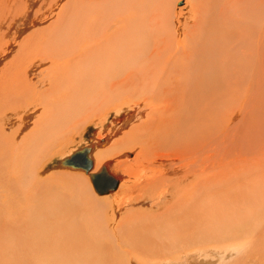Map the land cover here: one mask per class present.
<instances>
[{
    "label": "bare ground",
    "instance_id": "obj_1",
    "mask_svg": "<svg viewBox=\"0 0 264 264\" xmlns=\"http://www.w3.org/2000/svg\"><path fill=\"white\" fill-rule=\"evenodd\" d=\"M61 1L0 0L1 56H12L14 31L51 19L0 67V218L5 207L23 215L22 262L226 264L248 248L259 257L264 0H227L213 16L194 12L206 0H189L184 25L156 0ZM112 106L126 118L108 128L127 130L88 147L96 169L136 150L114 165L125 174L117 194L101 199L76 171L39 178L38 166Z\"/></svg>",
    "mask_w": 264,
    "mask_h": 264
},
{
    "label": "rangeland",
    "instance_id": "obj_2",
    "mask_svg": "<svg viewBox=\"0 0 264 264\" xmlns=\"http://www.w3.org/2000/svg\"><path fill=\"white\" fill-rule=\"evenodd\" d=\"M66 1H68V0H66ZM156 1H157V6L159 5V7H161V9L163 8L165 3L172 5V8H174L175 13L179 16L178 20L180 23H182V25H184V23H186L188 21V19H189L188 16L190 14H192L191 13V11H193L192 9H195V8H193V5L189 2V0H174V1L173 0H156ZM215 1L214 0L204 1V3L202 4V7L199 8V10L194 11V12H197V14L201 13L203 16H210V15L213 16V14L215 15V12L217 10H219V6H225L227 3V0H218V1L215 0ZM223 2H224V4H223ZM63 3H65V0H62L60 2V4H63ZM132 10H136V9H132ZM213 10H214V12H213ZM194 12H193V16H194ZM50 20L46 21V20H44V18H38L36 20L35 24H31L29 27L25 26L24 29L25 28L26 29L21 31L22 34L17 33V31H14V33H13L14 35L8 37V39L6 41L7 47L10 48V50H12V53H11L12 56L9 57V55H8V57H7L4 55L3 56L0 55V58L5 57V59L1 58L3 61L0 60V67L2 66L1 64L7 58L11 59L14 55L17 54L18 50L20 49L21 42L28 35V33H30L36 27L38 28L39 26H41L42 21H43V23H44V21H46L45 24H47ZM15 37H16V39H15ZM8 42H9V44H8ZM14 45H17L15 49L12 48ZM116 111L117 110H116L115 106L109 107L103 113H100L99 115H97L98 117L97 116H96V118L93 117L83 128H81L80 130H76L74 135L72 136L71 140L69 142H67V144H65L61 149H59L56 154H54L53 156L48 158L47 161H45V163H44L45 165L44 164L42 165V167L44 166L43 168L39 167V166L37 167V169L40 170L39 174H38L39 178L45 179L49 176H55L54 178L56 180L57 178H59V175L57 174V172L61 171L64 174V173H70V172L76 171L78 173L80 172V174H82L84 176L78 180H81L82 181L81 183L85 182L86 185L88 184L91 191L96 196H99L101 199H104V200L107 199L108 200V198H112L115 194H117L116 192L119 190L121 183L125 179L124 178L125 174L123 172H121V173L117 172V170L114 168V165H116L118 161H119L118 163L124 164L127 160H129V161L133 160L135 158V155H136L135 149L134 150L124 149V151L122 150V155L119 154V155H117L119 157L112 156L111 158L110 157L107 158L97 169H96V165H95V160L93 158L94 156L91 155V157L94 161V167L92 168L90 173H94L96 171H99L103 167V165H106L108 167L110 173L113 174L118 180H120V184H119L118 188L115 191H110L109 194L100 195L95 190V188L93 186L90 174L87 173L84 169H81V168L75 169L71 166H61L60 165V161L62 159L69 157L73 152L77 151L81 147L89 146L91 144H97L100 141H104L102 144H104L106 147H109L114 142L117 141L116 139L122 137L123 133L127 129H123L121 132L116 134V132H112V130L110 128H108V127H110V124L112 123V121L114 119H116V122L114 123V125L120 126L126 118V116L124 114H122V116L117 115ZM261 150H262L261 156L264 157V145L262 143H261ZM116 159H117V161H116ZM122 160H123V163H122ZM111 163H112V166H111ZM115 170H116V173L114 172ZM52 173H54L55 175ZM24 177L31 179V177L27 174L24 175ZM53 181H54V179H53ZM261 183H264V180L262 179V177H261ZM12 210L15 213L12 212ZM0 211H1V209H0ZM10 213H11V215H9ZM1 214H2V217L0 218V225H1V223L4 225V231L2 234V242H1V246H0L1 261L3 262V264H25L22 262V259L18 254V245L20 242H18V235H17L18 225L20 224L19 222L22 219L23 215H21V213L20 214L17 213L12 208L9 209L8 207L3 208ZM20 217H21V219H20ZM12 220L14 222H11ZM261 225L262 226L260 228H264V225L262 223H261ZM3 235L5 237L4 241H3ZM251 236L252 235H249L248 237L252 238L253 236L252 237ZM258 242H259V244H258L257 248L259 250L258 249L256 250V251H258V254L256 252H253L254 254H251V255H257L259 257L252 258V259L247 257L246 255H249V251L251 250L250 248H248L246 250H243V251H245V253L242 251L240 254L234 255L231 258V262H228V261H230V259H229L227 261V263L228 264H264V229H262V233L260 234V238L258 239ZM221 246H225V245L220 244V247ZM2 250H3V252H2ZM14 250H15V252H14ZM10 257H11V260L9 261ZM253 257H255V256H253ZM28 258L30 260H34L33 258H31V256H29Z\"/></svg>",
    "mask_w": 264,
    "mask_h": 264
},
{
    "label": "water",
    "instance_id": "obj_3",
    "mask_svg": "<svg viewBox=\"0 0 264 264\" xmlns=\"http://www.w3.org/2000/svg\"><path fill=\"white\" fill-rule=\"evenodd\" d=\"M91 147H81L69 157L61 160V164L73 168H82L90 172L93 168V159L90 156ZM91 180L95 190L99 194L109 193L117 188L119 181L109 172L106 165H103L100 171L91 173Z\"/></svg>",
    "mask_w": 264,
    "mask_h": 264
}]
</instances>
